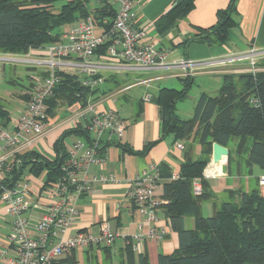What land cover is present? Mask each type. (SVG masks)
Returning <instances> with one entry per match:
<instances>
[{
	"label": "trees",
	"instance_id": "16d2710c",
	"mask_svg": "<svg viewBox=\"0 0 264 264\" xmlns=\"http://www.w3.org/2000/svg\"><path fill=\"white\" fill-rule=\"evenodd\" d=\"M92 1L0 0V54L25 56L30 52L43 53L47 46L61 42L65 27L87 18H92L100 30L110 31L117 8L106 0L95 1V7L91 8ZM236 3L237 0H230L226 9L218 11L214 26L207 29L195 27L196 33L186 37L182 46L225 45L230 30L238 24ZM194 7L195 0H177L156 21L157 33L164 35L177 28ZM109 44L106 42L96 53L106 54ZM258 65L264 67V61ZM57 76L59 82L53 95L46 100L47 124L59 116L60 110L68 113L77 106L79 110L86 109L101 96L121 90L128 83L117 75H110L104 81L110 88L103 89L102 85L91 88L83 84L79 75L57 71ZM193 83L194 78L183 79L182 89L162 88L152 97V102L161 108L162 136L158 141L148 143L142 151L137 152L118 143L117 139L101 140L97 154L104 160L106 150L115 145L129 154L145 156L167 137H172L175 143H183V162L178 179H171L173 171L167 163L163 162L157 168L162 186L160 199L163 202L159 208L179 238L176 251L171 255H159L158 264H264V195L258 189L251 192L228 190L229 200L219 203L204 177L214 143L229 150L226 172L230 176L243 175L242 162L248 168L247 174L252 175L254 166L264 174V72L256 75H224L218 96L203 93L193 116L182 119L177 114V104L187 99ZM33 86L31 82L19 95L22 101L28 100ZM253 100H257L258 104H253ZM12 121L11 111L0 99V124L8 127ZM72 136L79 137L87 144L92 142L90 131L82 124L64 130L54 143L53 158H47L35 150L19 155V163L1 181L0 193L1 186L14 185L28 175L39 178L44 174L45 187L63 179L62 165L69 158L66 141ZM235 139L238 142L232 150L230 147ZM194 143L201 146L198 157ZM234 155L240 159L236 173L231 169ZM197 179L203 188L200 195L193 191ZM205 201L213 202L212 216L202 215V203ZM188 217L194 220L192 229L185 226ZM101 249L108 251L109 248ZM126 254L130 260L135 258L131 244L126 247ZM62 262L70 263L71 260L68 258ZM138 263L149 264L147 256H140Z\"/></svg>",
	"mask_w": 264,
	"mask_h": 264
},
{
	"label": "built area",
	"instance_id": "2783aa9c",
	"mask_svg": "<svg viewBox=\"0 0 264 264\" xmlns=\"http://www.w3.org/2000/svg\"><path fill=\"white\" fill-rule=\"evenodd\" d=\"M106 1L117 8V16L110 31L104 32L97 28L92 18L80 20L64 31L61 42L47 46L42 50L43 53L30 52L25 55L24 60L18 61L42 71L32 77L34 86L29 92L28 100L22 101L16 121H12L8 127L0 124V183L11 173L17 162L19 163L17 157L33 150V145L47 133L50 123L47 124L46 100L53 95L59 82L57 71L79 75L85 86L96 88L104 84L105 75L109 73L180 70L184 72L183 76L188 77L196 73L194 70L214 72V68L223 63L187 59L167 63L166 54L156 45L144 43L147 30L138 25L135 0ZM106 42H110L106 54L96 53ZM0 60L11 59L0 57ZM234 61L247 62L248 67L242 73L256 75L264 72V67L258 65L260 61H264V48L253 47L246 53L235 56L229 63ZM98 75L102 76L95 78ZM252 103L256 105L258 101L253 100ZM87 114H92L85 123L92 142L87 144L84 140H79L68 150L69 158L62 165L64 177L60 181L45 187L44 174L37 178L40 193L36 203L31 201L32 184L29 177L32 175L14 185L1 186L0 204L6 210L10 232L7 249L0 251V263L4 259L9 264H62L61 259L77 249L87 250L91 246L111 247L114 244L117 235L111 223H107L98 235L85 231L66 238V234L72 230L80 216L79 201L90 191L92 183L117 182L113 175L90 181L86 174L89 166L103 162L97 154L98 143L106 134L112 139L120 140L125 132V124L116 111L110 109L98 112L92 104L78 111L70 122L84 119ZM177 147L184 149L182 144ZM206 170V179L215 177L208 175ZM178 178L179 174L173 173L171 179ZM160 181L156 169L152 173L145 172L128 183L126 199L146 217L147 239L162 240L165 236L164 231H158L154 226L158 221L157 210L163 203L157 196ZM259 183L264 186V177ZM202 190V183L197 179L193 184L194 194L200 195ZM36 205H42L45 211L41 219L32 225L30 212ZM142 240L140 235L134 238L136 249H139Z\"/></svg>",
	"mask_w": 264,
	"mask_h": 264
},
{
	"label": "crops",
	"instance_id": "0c3cea01",
	"mask_svg": "<svg viewBox=\"0 0 264 264\" xmlns=\"http://www.w3.org/2000/svg\"><path fill=\"white\" fill-rule=\"evenodd\" d=\"M177 0H135V10L138 17V25L147 30V37L144 43L156 45L160 51L166 54L167 63H173L183 59L191 61H221L214 72L194 70L196 76L227 74H242V70L248 67L246 61H229L237 55L246 53L251 48H264V0H237V26L229 32V40L222 46H207L203 44H191L184 48V39L196 33L195 27L207 29L217 23V13L226 9L230 0H195V7L191 13L178 23L177 28L159 35L155 29L156 21L165 15L176 3ZM183 51V52H182ZM33 54H36L32 52ZM233 61V60H232ZM200 71V72H199ZM172 73H175L173 75ZM172 74V75H171ZM184 72L169 70L131 71L117 74H106L105 76L117 75L121 80L128 81L124 88L98 99L92 103L95 111L114 110L125 124L123 137L118 143L131 147L133 150L142 151L148 143L158 141L161 136V108L152 102V97L162 88L182 89L184 87ZM177 81V82H176ZM171 85V86H167ZM179 85V86H178ZM103 89L110 88L103 84ZM155 87V93L149 90ZM142 88L144 91L137 90ZM206 94V93H205ZM149 97V99H147ZM22 101V100H21ZM21 106H16V114ZM73 109V108H72ZM66 114L67 118L62 120L61 115L50 122L47 133L34 145L33 150L47 158L54 157L53 146L64 130L73 128L78 124L85 126L86 121L92 114H87L79 121L70 120L77 114L71 110ZM12 114V113H11ZM178 114V113H177ZM17 118V117H16ZM70 123H66V122ZM66 123V124H65ZM103 141H111L112 138L106 134ZM76 141H73V144ZM181 142L175 143L172 137H167L156 144L145 156L129 154L122 148L115 145L110 146L105 153L103 162L99 165H91L87 168L86 178L92 181L102 176L113 175L117 182H93L89 192L85 193L79 201L78 209L80 216L73 225L66 238L78 232L91 231L95 235L100 234L107 223H111L117 235L114 244L108 251H103L104 246H91L83 250L87 260L100 259L108 264H139L140 256H147L149 264H158L159 255H171L179 247L178 234L171 228L169 220L164 216L161 209L157 210L158 221L154 225L158 231H164L162 240L147 239L146 217L141 215L133 205L126 199L129 181L145 172H154L161 163H167L173 173H178L183 162V150L177 147ZM184 146V145H183ZM44 149V152L40 149ZM69 150L71 146L66 143ZM208 170L211 178H221L231 182L228 190L243 191L242 176H230L224 173L220 163L211 162ZM252 168V175L256 173ZM264 177L263 172L257 173V179ZM32 184L31 201L36 203L40 193V185L36 177H29ZM262 186V185H261ZM264 187V186H262ZM162 186L160 185L157 196L160 199ZM3 207L0 204V209ZM45 209L42 205H36L30 212L31 224L35 225L42 217ZM5 225L1 227L5 232L0 234V251L7 249V237L10 232L8 218H1ZM185 226L188 229L194 227L193 218L185 219ZM142 236L139 249L134 247V238ZM131 244L134 259L130 260L126 254V247ZM80 249L63 259L62 264H78L77 252ZM81 251V250H80ZM70 258V263H65ZM0 264H9L2 260Z\"/></svg>",
	"mask_w": 264,
	"mask_h": 264
},
{
	"label": "rangeland",
	"instance_id": "374dc122",
	"mask_svg": "<svg viewBox=\"0 0 264 264\" xmlns=\"http://www.w3.org/2000/svg\"><path fill=\"white\" fill-rule=\"evenodd\" d=\"M95 1L93 0L91 3V8L95 7ZM57 10V8L55 9ZM72 26V25H71ZM70 26L65 27L64 31L67 30ZM98 32V31H97ZM183 52V51H182ZM1 58H9L11 60L9 61H1L0 60V99L2 103L5 105L7 109H9L12 113L13 122L16 121V106H21L22 101L19 98V95L23 94L26 88L30 85L32 80H34L32 77L34 75H37L42 71V69L34 68L33 66L29 64H24L22 61L26 58V56H5L0 55ZM13 60V61H12ZM175 75V73H172ZM171 74V75H172ZM189 78V77H186ZM184 78V79H186ZM177 82V81H176ZM223 85V78L219 75H205V76H196L194 79V83L192 84L189 94L186 100L179 102L177 104V113L182 119H190L193 116L197 101L199 97L206 93L207 95L211 97H216L219 94V91ZM171 86V85H167ZM179 86V85H178ZM113 88V87H112ZM137 90H140V92L144 91L142 88H138ZM156 88L152 87L149 92L151 94L155 93ZM104 96H101L98 99L103 98ZM97 99V100H98ZM96 100V101H97ZM95 101V102H96ZM65 110H60L59 114L62 117V120L64 118H67L66 114L64 112ZM80 111L79 107H75L72 109V113L75 114L76 112ZM59 115V116H60ZM79 141L81 140L79 137L72 136L69 139H67L66 143L69 146H73V141ZM238 140H234L231 149H235L236 143ZM195 148V155L198 157L201 152V146L198 143H194ZM41 149V147H40ZM44 152V149H41ZM228 156H229V150L228 155L223 159L221 162V166L224 170V173L226 172L227 163H228ZM212 160V158H211ZM240 159L234 155V161L231 166L232 172L236 173L238 171V162ZM211 163V161H210ZM256 169V173H254L253 176L247 174L248 168L246 167V164L242 162V186L243 191L245 192H251L254 189H258L262 195H264V187H262L259 183L260 180L257 179V173L262 172L261 169L257 166H254ZM208 173V171H207ZM228 174V173H227ZM233 176H237L233 174ZM208 184L210 186V189L215 193V196L217 198V201L219 203L226 202L229 200L228 194L224 192V188L227 186H230L232 183L225 181L221 178H208L207 179ZM237 201V200H236ZM213 214V202L212 201H205L202 203V215L203 217H209ZM8 218L6 215V210L4 208L0 209V219ZM191 219V217H188ZM187 218V219H188ZM5 223L0 220V234L2 235L5 231L1 229ZM1 246V244H0ZM83 250H79L77 252L78 255V264H108L107 262H104L103 260L100 261V259H90L87 260L86 255Z\"/></svg>",
	"mask_w": 264,
	"mask_h": 264
},
{
	"label": "water",
	"instance_id": "95a60500",
	"mask_svg": "<svg viewBox=\"0 0 264 264\" xmlns=\"http://www.w3.org/2000/svg\"><path fill=\"white\" fill-rule=\"evenodd\" d=\"M228 155V149L221 146L218 143L213 144V151H212V160L211 162L220 163L223 161V159ZM211 164V163H209ZM208 164V165H209ZM206 170V169H205Z\"/></svg>",
	"mask_w": 264,
	"mask_h": 264
},
{
	"label": "bare ground",
	"instance_id": "6f19581e",
	"mask_svg": "<svg viewBox=\"0 0 264 264\" xmlns=\"http://www.w3.org/2000/svg\"><path fill=\"white\" fill-rule=\"evenodd\" d=\"M209 168H210V166H208V168H207V170H206V173H207V171L209 170ZM208 174V173H207ZM209 175V174H208Z\"/></svg>",
	"mask_w": 264,
	"mask_h": 264
}]
</instances>
